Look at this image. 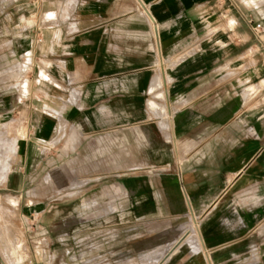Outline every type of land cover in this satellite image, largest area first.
<instances>
[{"label":"crops","instance_id":"crops-1","mask_svg":"<svg viewBox=\"0 0 264 264\" xmlns=\"http://www.w3.org/2000/svg\"><path fill=\"white\" fill-rule=\"evenodd\" d=\"M17 1L15 13L30 16L28 92L43 96L40 122L30 106L31 134L46 146L53 139L57 123L44 118L51 98L60 99L67 123L78 133L126 131L133 145L124 157L138 160L127 165L140 175L122 183L133 214L159 213L163 206L161 183L145 177L150 173L149 96L164 95L161 87L154 89V80L165 79L167 62H179L187 39L192 45L200 31H219L211 41L202 40L196 58L172 67L168 93L174 109L185 112L179 124L186 128L185 137L199 128L205 127L206 134L221 128L220 138L230 148L216 152L211 145L198 154H178L174 159L180 164L153 170L171 169L166 173L174 180L163 189L176 191L178 206L185 204V191L198 213L221 208L207 235L216 263L221 254L220 264H257V222L264 217L257 213L264 210V37L254 28L264 25V0ZM221 62L245 68L238 76L243 81L199 87L201 80L219 77ZM156 63L163 72L152 69ZM245 80L253 86L246 89ZM14 139L18 153L19 139ZM77 142L73 137L68 147ZM31 143L30 138L22 152L25 168L34 154Z\"/></svg>","mask_w":264,"mask_h":264},{"label":"rangeland","instance_id":"rangeland-1","mask_svg":"<svg viewBox=\"0 0 264 264\" xmlns=\"http://www.w3.org/2000/svg\"><path fill=\"white\" fill-rule=\"evenodd\" d=\"M19 9L17 0H0V264H220L223 255L217 256L216 263L207 235L221 208H214V213L212 208H203L198 213L185 191L187 200L178 206L176 191L163 189L174 180V175L166 173L171 169L154 171L159 165L180 164L178 157L174 159L178 154H198L211 145L216 152L230 148L220 138L221 128L208 134L205 127L199 128L185 137L186 128L179 125L185 112L174 109L168 93L172 67L196 58L202 40L211 41L219 31H200L192 45L187 35L179 62H167L165 79L154 80L152 86L161 87L164 95L149 96L150 173L145 177L161 183L158 200L163 206L159 213L133 214L122 183L140 175L135 173L136 167L132 170L127 165L138 160L124 157L133 145L127 142L126 131L78 133L67 123L68 112L60 99L51 98L44 118L57 123L53 139L46 146L36 140L37 134H31L30 106L36 108L34 119L40 122L43 96L28 92L33 76V65L26 57L30 16L16 14ZM152 69L163 72L157 63ZM244 69L221 62L219 77L203 79L198 86H236L243 81L238 76ZM245 85L246 89L253 86L249 80ZM152 102L158 105L152 107ZM73 137L78 142L70 148ZM14 138L19 139L18 153ZM30 138L34 154H29L25 168L22 152ZM257 213L264 216L263 208ZM263 257L261 217L257 222V264H264ZM249 258L254 261V255Z\"/></svg>","mask_w":264,"mask_h":264},{"label":"built area","instance_id":"built-area-1","mask_svg":"<svg viewBox=\"0 0 264 264\" xmlns=\"http://www.w3.org/2000/svg\"><path fill=\"white\" fill-rule=\"evenodd\" d=\"M255 32L264 37V25L262 23H256Z\"/></svg>","mask_w":264,"mask_h":264},{"label":"bare ground","instance_id":"bare-ground-1","mask_svg":"<svg viewBox=\"0 0 264 264\" xmlns=\"http://www.w3.org/2000/svg\"><path fill=\"white\" fill-rule=\"evenodd\" d=\"M13 77H14V75H13ZM15 77H16V74H15ZM15 77H14V78H15ZM15 149H16V144H15ZM0 208H1V204H0Z\"/></svg>","mask_w":264,"mask_h":264}]
</instances>
